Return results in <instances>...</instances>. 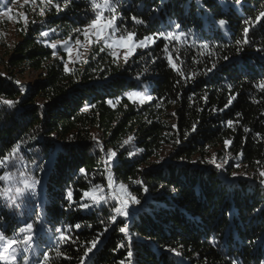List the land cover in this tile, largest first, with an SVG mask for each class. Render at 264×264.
<instances>
[{"label":"trees","instance_id":"trees-1","mask_svg":"<svg viewBox=\"0 0 264 264\" xmlns=\"http://www.w3.org/2000/svg\"><path fill=\"white\" fill-rule=\"evenodd\" d=\"M65 2L53 0L59 12L40 0L25 4L27 23L16 21L17 40L0 55V160L19 148L16 166L0 167V175L25 171L39 181L38 198L15 201L17 182H0V231L15 238L25 223L35 224L33 248L19 245L16 264L24 255L39 262L45 251L48 264H129V251L131 264H264V186L257 181L264 170V17L256 19L264 0H113L121 33L154 42L127 62L93 47L87 63L69 72L46 42L75 38L93 12L90 0ZM168 31L185 37L156 35ZM27 70L36 78L19 82ZM138 92L152 99H129ZM109 150L117 155L106 167ZM109 170L114 188L124 185L140 201L135 214L115 222ZM94 185L106 202L84 197ZM124 224L127 235L119 231ZM56 229L70 236L60 257Z\"/></svg>","mask_w":264,"mask_h":264},{"label":"snow or ice","instance_id":"snow-or-ice-1","mask_svg":"<svg viewBox=\"0 0 264 264\" xmlns=\"http://www.w3.org/2000/svg\"><path fill=\"white\" fill-rule=\"evenodd\" d=\"M34 3L35 0H32ZM69 0H66L65 2V7L67 6V3ZM40 3L43 4L45 7L51 6L55 7L56 11L59 12L61 11V5L60 4H54L53 0H40ZM90 6L91 10L93 12V18L90 20V23L84 26V32L83 34L85 35V38L87 39V34L89 29H97L95 32L96 36V42H100L101 40L105 43L106 47L112 48L114 45L121 46V47H127V52L125 54V62H127V59L133 55L134 50L137 48H147L150 45L146 43V41L149 39V37H145L142 40L137 41L135 39L136 34L135 33H127V35H124L121 33V30L119 29L118 24L115 22L119 19V17L116 15V5L113 3V0H102V3L98 2V0H90ZM44 8L40 9V14L44 15ZM107 12L109 13L108 16H105L104 13ZM261 17H264V12L260 13L257 16V20L260 21ZM136 23H141L142 21L136 20L135 17H133ZM106 21V22H105ZM25 23H27V19L25 18ZM220 25L223 26L225 24L224 20H221ZM179 26L177 25V28ZM105 30H107L105 32ZM51 32H55V29H51ZM76 33H80L81 29L76 28L73 30ZM244 35L247 37V34L249 32V28L245 27L244 28ZM117 33H120L117 35ZM50 34L49 31L42 32L40 35L42 37H48ZM159 37H162L164 39L171 38L174 41H180L182 38L185 37V33L182 32H173V31H168L167 33L165 32H159L158 34ZM113 36H116L115 40H112L111 38ZM111 41V42H109ZM131 42V43H129ZM154 42V40H153ZM245 43H247V39L244 40ZM76 43L79 44L80 40L79 37L76 39ZM91 43V41H90ZM239 43V42H238ZM46 46L50 47L53 49V56L57 55V48L62 47L64 51L71 56V46L69 44V40H64V41H55L54 43H48L46 42ZM203 47H208V45H203ZM104 49L101 48L100 51H103ZM164 51L167 53L168 52V46L165 45ZM113 56L116 55L115 52L112 53ZM227 59V57H225ZM87 63V61H84ZM168 64L174 69H177V65L173 63V59L171 56L168 57ZM215 67V65H213ZM212 69H208V71H211ZM65 72H69L70 69L68 68L67 65L64 67ZM179 71V70H178ZM180 75L183 76L184 73L181 71ZM261 89L264 90V84L260 85ZM133 96H142L143 98L141 99V103H144L145 100H151V96H144L142 93H130L129 94V99H131ZM235 97H232L231 100H229V104L234 100ZM119 102V101H117ZM5 104L11 105L12 101H4ZM109 104L112 103V101H108ZM227 106V105H226ZM228 127L233 126L232 121L227 122ZM249 131V129L245 128V132ZM95 139V138H94ZM133 137H128V139L124 140L123 144L121 147L124 145H127ZM230 144V141H225V146L227 147ZM19 151L18 146L14 147L12 149V155L8 157H4L3 160H0V167H15L17 163V156L16 153ZM116 153L114 151L109 150L108 152V159L105 162L106 167H108L111 164L115 163V157ZM133 155V153H129V156ZM226 162V161H225ZM209 163H215V157H213L212 160L209 161ZM259 163V162H257ZM217 169H220L223 167V164H216L215 165ZM81 173H85V169H80ZM261 177H264V170H262L260 173ZM235 176L236 173H233ZM243 175V174H241ZM13 181L17 182V186L15 188V196L14 197H9V199L15 201V199L24 197L26 194L34 195L36 187L39 183L38 180L31 178L25 171H21L18 174L12 173L10 171H5L3 175H0V182H5L8 184H11ZM136 184H140L141 182L139 180L134 181ZM112 181L109 179V185L111 188ZM261 184H264V179L261 180ZM97 189L100 190V194L97 195ZM10 189H5V192L9 191ZM111 191L113 192L112 198L116 201V205L113 207V211L115 213L114 216L111 217L112 221L115 222L116 218L118 216H123V217H128L129 212V200L131 204L133 205H138L140 201L135 197L132 196L128 191L127 188L124 185H119L118 188H111ZM147 191V189H145ZM123 193V195H116L115 193ZM84 197H91L94 203L99 204L102 202H106L107 198L103 194V188L100 185H94L91 191H85L84 192ZM71 192L68 193V199L71 200ZM82 208H88L89 205L87 203L81 205ZM76 228H79L80 225L77 224L75 225ZM58 233H60L59 239L56 242V247L53 249L55 251V254L57 257H60L63 255L60 246L67 243L70 240V236L66 234V230H61V229H56ZM105 231H107V228H105ZM119 231L121 233H124L125 235L128 234V225L124 224L123 227L119 228ZM34 234H35V224L34 223H25L22 227L19 228L18 230V235L15 238H9L4 231H0V248L3 249V252L0 253V264H16V261L18 259V253L21 252V249L18 247L19 245L23 244L24 248L23 251L26 252L29 249L33 248V240H34ZM98 243L97 240H93L91 242V246L87 248V250L84 252V256H88L90 252L96 247ZM10 250V251H9ZM179 255V253H176ZM128 257H129V264H131L130 258L132 257L133 253L131 251L128 252ZM25 264H27L28 261V256L24 255L23 257ZM50 260V253L48 251H45L43 253V259L39 261V264H48ZM81 264H84L83 258H81ZM233 264H236L235 261H233Z\"/></svg>","mask_w":264,"mask_h":264},{"label":"rangeland","instance_id":"rangeland-1","mask_svg":"<svg viewBox=\"0 0 264 264\" xmlns=\"http://www.w3.org/2000/svg\"><path fill=\"white\" fill-rule=\"evenodd\" d=\"M34 3L32 2V0H15L9 5H5L4 2L1 3L2 6L0 7V55L3 54L4 51H7V48H9L10 45L14 41L17 40L16 31H15L14 27H15L16 21L20 20L21 18L25 19V16H24L25 12L23 11V6L25 4H27L29 7H31V6L34 7ZM31 4H33V5H31ZM96 30L97 29H95V28L89 29L88 34H87V39L85 38V35L83 34V32H84V27H83L81 29V32L78 33V35L73 39H68V38L62 39V40L56 39V40H51V41H47V42L48 43H54L57 40H59V41L69 40V44H70L71 49H72L70 57L64 51V49L62 47H58L56 50L57 55L64 62V67H65V65H67L68 68L71 66H75V65L82 66L85 63L84 61L86 60L88 54L90 53L91 49H93V47H97L99 50L101 48H103L104 51L109 53L112 57L123 62L125 60L124 57H125V54L127 52V47H121V46L114 45L112 48H108V47H106L105 43L102 40L97 43L96 42V36H95ZM106 31L107 30H105V32ZM77 37H79V40H80L79 44L76 43ZM144 38H142V39H144ZM111 39L115 40L116 36H113ZM142 39H139V40H142ZM139 40H137V41H139ZM153 40H155V38L152 36H149V39L146 41V43L151 45L153 43ZM90 41H91V43H90ZM109 42H111V41H109ZM129 43H131V42H129ZM135 50H134V52H135ZM113 52L116 53L115 56L112 55ZM3 73H4L3 70L0 69V75H4ZM35 78H36V73L32 72L30 70H27L23 74L18 76V81L21 83L30 84V83H32V81ZM138 93H142V94H144V96H148L146 94V92H138ZM142 98H143L142 96H133L131 99L136 101L137 103H141L140 101ZM243 176H245V175H243ZM262 179H264V177H262ZM261 180H257V181H259V183L261 184ZM262 185L264 186V184H262ZM15 186H17V183L15 184ZM27 196H30V197L33 196V197L38 198V188L36 187L34 195L27 194ZM129 209L134 211V205L131 204V202H129ZM2 252H3V249L0 248V253H2ZM23 264H25V262ZM27 264H39V262L34 263V262L27 261Z\"/></svg>","mask_w":264,"mask_h":264},{"label":"water","instance_id":"water-1","mask_svg":"<svg viewBox=\"0 0 264 264\" xmlns=\"http://www.w3.org/2000/svg\"><path fill=\"white\" fill-rule=\"evenodd\" d=\"M110 179L112 181L111 188H114V186H113V184H114V175L113 174H112ZM128 212H129L130 215H133V214H135L136 211H132V210L128 209Z\"/></svg>","mask_w":264,"mask_h":264},{"label":"built area","instance_id":"built-area-1","mask_svg":"<svg viewBox=\"0 0 264 264\" xmlns=\"http://www.w3.org/2000/svg\"><path fill=\"white\" fill-rule=\"evenodd\" d=\"M109 172H110L109 176H111V174H112L111 170H109Z\"/></svg>","mask_w":264,"mask_h":264}]
</instances>
